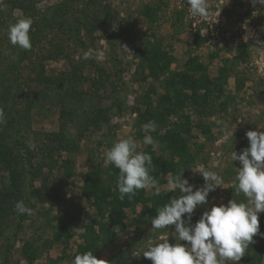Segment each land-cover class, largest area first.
<instances>
[{
	"label": "rangeland",
	"instance_id": "374dc122",
	"mask_svg": "<svg viewBox=\"0 0 264 264\" xmlns=\"http://www.w3.org/2000/svg\"><path fill=\"white\" fill-rule=\"evenodd\" d=\"M12 1L0 0V264H72L86 251L152 264L148 243L175 242L174 225L151 230L156 210L180 195L166 192L169 173L196 187L201 166L223 178L193 223L212 204L244 199L232 188L240 164L231 152L264 127V4L208 0L211 15L199 18L186 0ZM24 16L34 21L30 50L7 37ZM149 121L155 148L141 143ZM128 136L152 156L160 196L119 198L103 154ZM20 200L32 215L15 210ZM259 220L233 264H264V212Z\"/></svg>",
	"mask_w": 264,
	"mask_h": 264
},
{
	"label": "clouds",
	"instance_id": "9594fccd",
	"mask_svg": "<svg viewBox=\"0 0 264 264\" xmlns=\"http://www.w3.org/2000/svg\"><path fill=\"white\" fill-rule=\"evenodd\" d=\"M264 4V0H253ZM193 17L208 18L211 15L208 0H186ZM34 21L31 17H20L7 29V37L13 46L23 50L32 47L30 30ZM84 59L92 58L91 52L84 53ZM102 60L104 53L96 54ZM5 113L0 108V124H4ZM145 133L141 143L145 146H158L150 133L156 131L155 121L141 126ZM249 130L245 133L249 146L238 155L231 152V160L239 161L240 167L232 182L236 196L243 195V200L235 198L227 204L221 202L205 210L193 223L192 216L199 206L209 203V194L221 188L223 178L218 171L201 166L198 172L204 180L201 187L182 178V172L168 174L167 193L179 192L162 207L156 210L151 218L154 232L166 230L174 225L171 231L174 243L169 238H160L148 243L142 251L144 258L152 264H233L244 257L253 237L260 232L259 214L264 212V131ZM140 145L132 136L117 139L103 154L104 164L112 165L119 170L116 187L119 198L125 196L131 200L141 189H152V195L160 196L162 186L155 176L152 156L139 150ZM15 210L20 215H32L33 210L23 200L17 201ZM264 235V234H262ZM72 264H108V261L97 259L92 251L75 255Z\"/></svg>",
	"mask_w": 264,
	"mask_h": 264
},
{
	"label": "trees",
	"instance_id": "16d2710c",
	"mask_svg": "<svg viewBox=\"0 0 264 264\" xmlns=\"http://www.w3.org/2000/svg\"><path fill=\"white\" fill-rule=\"evenodd\" d=\"M11 4H14V0L12 1ZM19 4H20V3H19ZM19 6H21L20 8H22V7L25 8L23 4H20ZM63 101H64L63 103H65V100H63ZM159 162H160V161H158V163H157V162H155V163H157L158 166H161V165H162V167L165 168L166 171L168 170V168H170V167L166 166L165 161H163V163H159ZM109 169H110V170H111V169H115L116 171L114 172V174L119 175V170L116 169L114 166H111ZM110 170H109V171H110Z\"/></svg>",
	"mask_w": 264,
	"mask_h": 264
}]
</instances>
